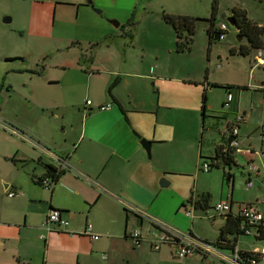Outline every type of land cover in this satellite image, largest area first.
<instances>
[{
    "label": "crops",
    "instance_id": "crops-1",
    "mask_svg": "<svg viewBox=\"0 0 264 264\" xmlns=\"http://www.w3.org/2000/svg\"><path fill=\"white\" fill-rule=\"evenodd\" d=\"M141 1L92 0L102 10L98 15L84 0H0V119L70 166L59 169L31 144L0 129V264H219L215 257L200 254L177 259L173 247L157 241L159 230L126 210L124 203L194 238L216 241L225 220L214 204L231 197L219 192L212 198L209 193L228 171L221 169V179L218 173L202 171L200 164L214 154L232 123L228 114H245L247 127L254 115H264V79L254 88L261 97L256 105L254 97L251 105L243 104L239 91L235 102L232 94L230 101L220 94L222 107L229 106L228 113H220L210 83L248 90L246 78L221 81L229 71L219 73V65L211 75L210 66L200 60L196 67L185 58L171 65L166 52L120 50L109 41L119 31L104 17L122 27L136 17ZM147 9L146 3L139 9L141 22L153 23L154 13ZM167 53L181 57L190 52ZM208 58L206 53L207 63ZM254 61L264 75L260 51ZM79 87L84 88L81 95ZM105 105L110 108L99 109ZM242 124L239 141L249 149L252 141L241 135ZM142 139L150 142L149 156ZM251 151L255 163L264 157L263 151ZM236 157L244 163L247 157L235 156L236 167L242 168ZM46 165L57 174L48 189L41 184L51 179ZM261 173L259 167L250 179ZM202 193L210 195L207 211L189 206L188 216L182 205ZM231 209L236 212L233 205ZM52 211L69 221L67 231L43 228ZM87 224L97 240L83 234ZM136 229L141 231L137 244L131 238ZM242 236L237 248L256 251L251 244L240 247Z\"/></svg>",
    "mask_w": 264,
    "mask_h": 264
},
{
    "label": "rangeland",
    "instance_id": "rangeland-1",
    "mask_svg": "<svg viewBox=\"0 0 264 264\" xmlns=\"http://www.w3.org/2000/svg\"><path fill=\"white\" fill-rule=\"evenodd\" d=\"M145 3L148 5L147 11H152L154 13L153 23L146 21V19L141 22V10L139 9L141 5ZM212 3L213 0H142L134 12L136 17L133 18V20L137 21L135 28L132 25H127V23H125L119 30L113 28L115 31H119V33H117V36L111 37L109 41H111L113 45L117 43L118 48L125 52H166V61H169L171 65H175L179 60L185 58V60L190 59V61H188L189 65L192 64L194 67H196L197 62L200 60L203 64H205V66H210L209 72L211 75L214 73L213 67L219 65V68L217 69L219 73H221L223 70L229 71V74L225 72L223 75H221V79H219L221 81L225 80L239 82L238 79L240 76L246 78V85L249 87L248 90L241 89L242 87L236 86L237 84L230 85L233 87L230 90V94H232L234 97V102L237 100V94L239 91V94L244 95L243 104L248 106L254 102L256 105L261 97L259 95L260 93L256 92L254 88L257 86L260 79H264V75L261 70L262 67L257 68L254 66L256 63L254 58L257 56L258 52H252L247 56H233L230 54L231 47L239 48V45L244 46L248 43L245 38L238 40L236 29L228 23L227 19L230 17L231 9L233 7H238L246 11L247 17L250 20L264 28V0H216L217 13L214 22L215 28L219 29L221 25L224 24L227 28V32L225 33L224 39L213 43L209 53H207L208 39L206 35V29L208 28L209 23L205 19H209L210 17ZM162 11L174 15H187L199 19L195 23V34L189 54L177 57L172 55L174 53H167L175 52L174 34L171 27L163 22L161 18ZM262 40L264 45V33ZM109 41L107 40L106 43ZM104 46L105 48L107 47L106 45ZM94 49L95 48H92L90 51L96 52ZM260 52L262 57H264V48ZM206 53L209 56L208 63L206 61ZM230 67L234 69L231 71ZM50 72H55V69H50ZM12 76L14 75H9L8 78H11ZM0 81H2V78ZM210 84L228 85L218 83ZM18 89L20 90V88ZM78 90V95H81V92L84 91V88L79 87ZM210 92L214 96V104L218 105V111L220 113L223 111L227 112L229 110V106L222 107L219 97L220 94H224L225 96V91L219 87H212ZM250 97H254L253 102L250 101ZM256 110H259L258 106L256 107ZM228 117L229 121L232 122V115L228 114ZM218 120L220 125V122L222 121L220 118ZM261 125H264V115L261 116L256 114L250 120L248 127L245 126L244 123L241 125V135L245 140L249 139L252 141V146L249 148L250 150L252 149L253 151L257 152L263 151L264 153V144L261 145L257 130V127H260ZM236 160L237 164L240 163L242 164V166H240L244 167L245 163L241 158L236 157ZM256 163L262 170H264V157H261L260 161ZM226 169L231 173V175H233L234 183L231 185L230 182L227 183L223 180L221 184L216 181L211 189V192L209 193L211 197L213 198L217 196L219 192H222L224 197H231L228 199L229 201H233L234 211H237L238 204H246L249 202L252 203L256 208L259 207L261 210H263L264 206L257 205L256 199L260 198L264 194V189H261L260 191L257 190L259 181L262 179L264 182V174L261 173L262 175L259 178H256V176L253 177L252 179L254 182V189L247 190V175L245 170L243 168H237L236 166H232L230 170H228V168ZM221 171V169H212L210 173H218L221 177ZM211 212L212 210L210 209V213ZM239 240L241 242L239 245L242 248H248L249 244L255 246L259 250L264 248V242L255 241L253 234L249 236H242L239 238ZM259 264H264V262Z\"/></svg>",
    "mask_w": 264,
    "mask_h": 264
},
{
    "label": "trees",
    "instance_id": "trees-1",
    "mask_svg": "<svg viewBox=\"0 0 264 264\" xmlns=\"http://www.w3.org/2000/svg\"><path fill=\"white\" fill-rule=\"evenodd\" d=\"M217 13V4L216 0H213L211 5V12L209 19H205L209 26L206 29L207 35V53H209L210 48L213 43L220 40V36L224 35L225 32H222L220 29H216L214 22ZM230 17L234 20V28L237 31L239 37L245 38L247 45H239L237 50H230L231 55H240L247 56L252 52H259L263 50V40L262 36L264 33V28L253 22L247 17L246 11L244 9L233 7L230 11ZM161 18L163 22L170 26L174 34V51L176 54L188 53L191 50V46L195 34L196 21L199 19L193 18L187 15H174L162 11ZM137 21L133 20V17L128 21L127 25L136 26ZM132 37V36H131ZM207 70L205 71L204 81H207ZM117 81L115 80L108 88V93L111 94L113 87L116 85ZM211 87H219L225 91V94H230V90L233 88L230 85H217L210 84ZM241 89H245L242 87ZM201 109L203 112L206 111V92L203 91L201 97ZM233 138H227L226 135H223V138L218 144L215 145V152L211 157L203 158L201 163L207 164L208 170L210 172L212 169H224L225 167L229 170L232 166H236L234 149L230 146V143ZM45 169L48 176L51 177L54 181L57 177L56 170L46 165ZM223 180L227 183H231L233 180V175L230 172H223ZM210 202L209 194H199L196 200H189L182 205L183 211L187 212L190 206L192 209H201L207 211L208 205ZM230 205L233 203L230 201ZM225 220V223L219 229V235L216 241L211 243L216 249L220 251H229L234 252L237 249V238L240 235H243L239 231V225L241 221L240 212H232V209L228 213L222 216ZM246 236V235H243ZM254 240L257 242H264V221L256 228L255 233L253 234ZM203 241V240H202ZM209 243L208 241H203ZM170 246V244H168ZM171 247V246H170ZM237 254L239 260L244 264H258L262 260L260 259L259 253H254L252 251L240 250L237 249ZM264 261V260H263Z\"/></svg>",
    "mask_w": 264,
    "mask_h": 264
},
{
    "label": "built area",
    "instance_id": "built-area-1",
    "mask_svg": "<svg viewBox=\"0 0 264 264\" xmlns=\"http://www.w3.org/2000/svg\"><path fill=\"white\" fill-rule=\"evenodd\" d=\"M219 29L222 32H225L226 26L222 24ZM224 37H225L224 35H221L220 40H223ZM226 96H227V101H230L231 94H228ZM85 103L86 105H90L89 100H86ZM223 106H228V102L225 103ZM109 108L110 105H105V106H101L99 109L107 110ZM244 122H245V114H243L242 112H237L234 115L232 123L228 124L227 129L225 131V135L227 138L230 137L233 138L230 143V146H232V148L234 149V155L237 156L241 154L247 157V161L245 162L246 164L242 168L245 170L247 175L246 189L249 190L254 188V182L250 178L259 172V167L253 161L252 151L250 149L242 148L240 144L239 134H238L239 126ZM0 129L8 131L9 133L19 137L21 140L31 144L34 148L39 150L41 154H43L45 157L49 158L53 163H55L59 169L61 170L70 169L69 164L65 160L58 158L53 153L46 150L45 147L31 141L30 138L26 137L17 130L13 129L10 125H8L6 122H4L1 119H0ZM259 137H260V141L264 142V126L259 127ZM200 167L202 171L207 172L208 170L207 164L201 163ZM262 187L264 189V182H262ZM12 195H13L12 192L9 193V196ZM256 204L259 206L260 205L264 206V194L260 198L256 199ZM124 207L126 210H129L130 212L140 217L147 218V220L152 224V226H154L155 229L159 230V232L156 233L155 235L157 241L160 244H166V245L170 244V246L174 248L175 257L179 260L184 259L188 256H192L194 254H200L205 257L208 256L215 257L219 264H244L238 258V254H237L238 248L235 249L234 252H229V254H225L224 251H220L216 249L211 243L203 242L202 240L194 238L187 233H183L181 231L173 229L172 227L166 225L165 223L155 218H151L147 216V214L137 210L136 208H134L129 204L124 203ZM191 209L185 212L190 217H192ZM213 209L219 216H223L224 214L228 213L229 210H231V205L229 201H219L214 204ZM237 210L240 212V217H241V221L239 225L240 233L246 236L254 234L256 228L260 225L262 221H264V209L261 210L259 207L256 208L252 203L249 202L246 204H239ZM68 226H69V221L64 219L61 215V212L59 211H52L51 213H49L43 223V228L47 232L67 231ZM83 234L87 236L90 240H97L99 238L98 234L93 232L91 224L86 225ZM131 238L133 239L134 243L137 244L141 239V231L139 229L134 230L131 233ZM154 248L158 249L159 247L154 246ZM252 252L259 253L260 259L262 260L261 262H264L263 261L264 248H262L261 250L257 249L256 251H252Z\"/></svg>",
    "mask_w": 264,
    "mask_h": 264
},
{
    "label": "water",
    "instance_id": "water-1",
    "mask_svg": "<svg viewBox=\"0 0 264 264\" xmlns=\"http://www.w3.org/2000/svg\"><path fill=\"white\" fill-rule=\"evenodd\" d=\"M86 5H88L90 7V9L95 12L96 14L98 15H101L102 14V10L96 8L94 5H93V2L92 0H84ZM104 20L109 23L113 28L115 29H118L119 27L121 28V24L118 20L116 19H113V18H108V17H104ZM8 21V18L5 17L3 19V22H7ZM228 23L234 27L235 25V22L234 20L229 17L227 19ZM238 37V40H241V37L237 36ZM141 145L143 146V148L145 149L146 153L148 154V156L150 155V142L146 141V140H141ZM36 178V177H34ZM162 181H167L165 180L164 178L162 179ZM41 184L44 186V188L48 189L50 187V185L52 184V180L50 178H44L42 181H41Z\"/></svg>",
    "mask_w": 264,
    "mask_h": 264
}]
</instances>
